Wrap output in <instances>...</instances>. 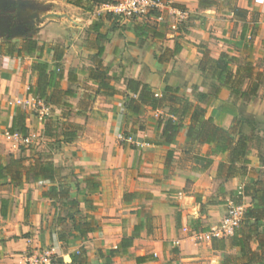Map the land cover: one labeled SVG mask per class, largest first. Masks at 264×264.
I'll use <instances>...</instances> for the list:
<instances>
[{"label": "crops", "instance_id": "1", "mask_svg": "<svg viewBox=\"0 0 264 264\" xmlns=\"http://www.w3.org/2000/svg\"><path fill=\"white\" fill-rule=\"evenodd\" d=\"M1 1L6 41L0 36V161L22 157L29 163L47 155L71 186L78 201L76 224L84 232L73 228L58 202L42 196L48 180H30L19 188L3 180L0 264H27L29 255L44 248L57 256L70 252L69 264L72 257L73 264H220L223 251L193 235L220 218L240 177L252 182L264 171V0H215L204 8L197 0H164L189 12L178 31L167 23L143 25L139 18L118 21L107 11L111 0H8L14 5L9 11ZM235 8L247 11L244 19ZM28 38L41 50L18 53ZM222 53L229 84L206 63ZM36 62L61 73L58 87L70 91L51 107L48 120L33 112L37 107L39 113V101L28 93L37 79L31 68ZM127 79L146 83L156 95L166 85L178 86L224 128L233 119H246V171L228 179L218 175L223 156L213 154L211 145L192 142L185 126L174 143L158 144L157 120L166 109L142 106L136 115L126 113ZM255 84L253 96L240 95ZM18 112L38 147L24 143L19 131L10 132L14 117L20 120ZM46 145L48 153H41ZM57 218L62 229L72 222L66 235L61 230V240ZM134 231L126 252L109 256ZM225 251L239 255L237 247Z\"/></svg>", "mask_w": 264, "mask_h": 264}, {"label": "trees", "instance_id": "2", "mask_svg": "<svg viewBox=\"0 0 264 264\" xmlns=\"http://www.w3.org/2000/svg\"><path fill=\"white\" fill-rule=\"evenodd\" d=\"M197 1L201 8L216 3L215 0ZM234 13L239 18L244 19L247 11L235 8ZM146 22L143 25H148ZM35 50L40 51L41 47L37 46L31 38L25 39L17 48L18 53L22 51L30 53ZM226 57L227 55L222 53L218 59L208 58L206 63L212 69L219 70L218 80L220 82L229 84L231 73ZM204 65L205 62L200 61V68L204 69ZM31 68L37 73V79L35 84L29 87L28 93L35 99L43 100V103L51 108L61 102L63 95L70 93L69 89H59L58 83L62 75L53 69L48 70L47 63L36 62L32 64ZM125 86L127 94L124 109L126 113L136 115L142 106L150 107L154 111L166 109L157 120L160 134L158 144L174 143L180 129L185 126V135L192 142L197 141L200 144L211 145L213 154L223 156V160L218 164V175L222 174L225 179H228L234 177L239 171L243 173L246 171L249 162L246 158L248 136L240 128L242 122H248L246 119H233L230 126L224 128L214 123L212 117L206 115L205 106L186 99L178 86L166 85L161 95H156L146 83L136 79H127ZM257 88L258 84H255L242 91L240 95L249 98L256 93ZM48 89H51L49 93ZM18 115L20 120L16 121L14 117L10 132L19 131L25 137L27 136V128L23 121L24 116L19 112ZM171 154L169 151L167 159L171 157ZM259 159L263 163L262 156ZM3 180H8L14 188H19L30 180H48L50 185L42 191V196L58 202V207L64 212V216L73 220V228L84 232L81 224H76L75 213L78 212L76 209L78 201L71 197V186L67 178L61 174L59 167L55 166L52 160L39 157L33 162L25 163V159L22 157H10L6 161H0V183ZM246 198L249 199L248 204L245 202ZM227 200L238 205L244 204L245 208L239 225L232 235L211 239L212 249L223 251L220 264H264V171L260 170L254 181L243 184L241 192L238 190L230 191ZM215 203L219 204L222 201ZM61 220V218L56 219L60 240L62 236ZM135 234L134 231L131 237H123L115 248L109 250V256L124 254L127 248L131 246ZM227 246L229 248L237 247L239 255L226 252ZM73 262H75V257H72V264Z\"/></svg>", "mask_w": 264, "mask_h": 264}, {"label": "built area", "instance_id": "3", "mask_svg": "<svg viewBox=\"0 0 264 264\" xmlns=\"http://www.w3.org/2000/svg\"><path fill=\"white\" fill-rule=\"evenodd\" d=\"M107 11L123 19L132 17H145L153 19L157 23H167L169 29L178 31L189 19V12L182 8L172 5L164 0H117L107 5ZM35 99V98H34ZM39 101L38 117L43 120L50 114L51 108L45 105L42 100ZM119 139L124 135L119 134ZM24 143L30 142V136L22 138ZM144 145H147L145 143ZM242 187H238L241 192ZM245 205L235 204L230 200L226 202V211L218 224H214L208 230L198 231L193 237L198 241H210L212 238L228 237L233 234L235 228L239 225ZM52 248H44L32 253L27 258V264H56Z\"/></svg>", "mask_w": 264, "mask_h": 264}, {"label": "rangeland", "instance_id": "4", "mask_svg": "<svg viewBox=\"0 0 264 264\" xmlns=\"http://www.w3.org/2000/svg\"><path fill=\"white\" fill-rule=\"evenodd\" d=\"M115 1H117V0H111V1L109 2V4L114 3ZM223 2H224V1H221V3H223ZM4 9H7V11H9V10H13V9H14V5H13L12 3H9L8 0H6L5 5H4ZM136 18H139L143 23H144L145 21H147L146 23H147L149 26H151V27H154V26L157 27V25H158V23H157L156 21H154L153 19L145 18L144 16H143V17H132V18H129V19H123V18L117 16L115 19H118V21L121 20V21H126V22H132L133 20H136ZM115 19H114V20H115ZM7 20H8V19H7L6 17L3 18V21H4L3 25H4V26L6 25L5 27H6L7 29H9L8 26H7V25H8ZM4 34H5V33H4ZM0 36H1V39H3V40L6 41V35H3L1 30H0ZM257 67L259 68V66H257ZM36 109H37V107L33 110V112H34L35 114L38 115V111L35 112ZM50 115H51V113H50L48 116H45L43 120L52 119ZM52 117H53V116H52ZM220 122H222V121H220ZM58 128H59V127H56L55 130H56V131L59 130ZM240 128L242 129V131H243L244 133H246V131L248 130V124H246L245 122H242V123L240 124ZM29 145H30V146L38 147V145L36 146L33 142H30ZM56 148H57V147L52 146V149H51V150L53 151V154H56V153H57ZM48 151H49V149H47V145H46L45 148H44V151L41 152V153H44V154H45V153H48ZM52 151H51V152H52ZM258 156L260 157L261 154H259ZM43 157L47 158V155H44ZM259 161L261 162L260 159H259ZM72 171H73V170H71L72 175H75V173H73ZM245 177H246V176H245ZM245 177H240L239 180H238V182H237L236 184H233L232 189H235V190L238 189V186H239V185L242 187L244 182H247V183L251 182V179H249L248 177H247V178H245ZM71 182H73V184H74L73 187L75 188V187H76V183L74 182L73 179H71ZM2 183H3V182H2ZM245 201H246V200H245ZM225 211H226V206H224V210H223V212H222V214H221V216H220L221 219L223 218V216H224V214H225ZM81 216H82V214H81ZM75 217H76V213H75ZM220 218L214 220L212 224H218L219 221L221 220ZM219 219H220V220H219ZM71 223H72V222H67V227H66L65 229H62V231H63V233H65V235H66V232H65V231H67L68 229L71 228V227H70V224H71ZM202 223H208V226L211 225L210 222L204 221V219H203V222H202ZM203 225H204V224H203ZM65 255H70V252H68V251H63V254H62L61 256H57L56 254H54L55 263H56V264H69L70 260L66 259V258H65Z\"/></svg>", "mask_w": 264, "mask_h": 264}, {"label": "water", "instance_id": "5", "mask_svg": "<svg viewBox=\"0 0 264 264\" xmlns=\"http://www.w3.org/2000/svg\"><path fill=\"white\" fill-rule=\"evenodd\" d=\"M2 4V1L0 0V5ZM65 258L70 260V256L69 255H65Z\"/></svg>", "mask_w": 264, "mask_h": 264}]
</instances>
